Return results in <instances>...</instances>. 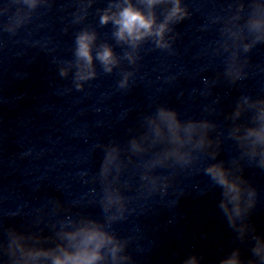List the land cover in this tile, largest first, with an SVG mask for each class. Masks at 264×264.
Here are the masks:
<instances>
[{"label": "clouds", "instance_id": "clouds-1", "mask_svg": "<svg viewBox=\"0 0 264 264\" xmlns=\"http://www.w3.org/2000/svg\"><path fill=\"white\" fill-rule=\"evenodd\" d=\"M96 0H74L72 23L82 24ZM52 0H5L0 5L3 32L15 35L31 22L33 15ZM98 27L111 25L110 39H101L97 27L85 25L76 33L72 58L58 63V75H71L72 88L83 91L96 79L99 69L106 75L119 70L117 87L127 90L139 71L141 51L146 44L151 50L174 54L179 33L175 26L191 13L184 0H107L97 9ZM218 26L219 39L210 49L221 60L223 71L213 79L204 77L201 95L211 94L220 79L236 84L249 76L248 54L264 44V0H232L226 15L210 17ZM108 36L109 34H105ZM122 49L121 53L115 50ZM125 62L128 67H124ZM169 76L168 81L176 80ZM66 88L65 91H71ZM219 101H217L218 103ZM213 113L214 108H205ZM230 121L228 139L234 141L238 157L225 162L218 159L221 139L218 125L207 117L182 119L180 112L165 103L144 114L135 134L125 145L117 141L99 144L103 150L100 166L85 183L93 188L100 216L73 211L76 202L66 206L53 197L34 210L31 225L2 228L0 264H132L128 252L131 237L120 236L114 225L127 220L135 211L131 205L138 198L167 194L179 171L196 168L220 189L218 208L236 240L250 245L251 256L244 258L235 247L218 264H264V234H259L251 221L258 202L257 189L244 178L241 161L264 170V94L252 96L242 92L234 107L225 115ZM132 131V130H130ZM215 133V135H213ZM82 177L87 173H82ZM49 217L46 227L33 231ZM202 257L192 255L184 264H201Z\"/></svg>", "mask_w": 264, "mask_h": 264}]
</instances>
